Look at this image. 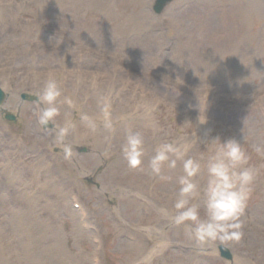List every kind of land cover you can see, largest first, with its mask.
<instances>
[{
  "label": "rangeland",
  "instance_id": "obj_1",
  "mask_svg": "<svg viewBox=\"0 0 264 264\" xmlns=\"http://www.w3.org/2000/svg\"><path fill=\"white\" fill-rule=\"evenodd\" d=\"M82 1L91 12L76 0H0V87L5 108L19 114L18 123L0 114V264H34L38 254L47 263L49 246L63 249L58 264H264V154L253 147L264 144V0H255L262 11H244L245 22L235 9L252 0H172L159 15L155 0H98V11L96 0ZM49 72L62 85L61 101L73 105L60 103L54 127L44 130L37 104L20 98L40 92ZM66 120L83 122L86 138H66L71 161L57 144ZM128 127L144 134L145 168L159 143H190L187 155L200 158L213 137L241 140L259 171L244 235L223 244L232 261L220 257L219 242L201 249L172 223L181 162L165 165L164 179L128 167ZM8 181L18 184L16 196ZM27 210L53 224L59 243L36 246L35 232L33 251L21 256L18 220Z\"/></svg>",
  "mask_w": 264,
  "mask_h": 264
},
{
  "label": "clouds",
  "instance_id": "obj_2",
  "mask_svg": "<svg viewBox=\"0 0 264 264\" xmlns=\"http://www.w3.org/2000/svg\"><path fill=\"white\" fill-rule=\"evenodd\" d=\"M176 81L172 84L175 85ZM171 91L175 93V88ZM62 95L61 83L54 73L49 72L42 82V90L36 93V102L42 106L38 107V120L42 127L55 124L60 115V103L70 107L73 105L70 97L65 96L61 101ZM179 95L180 92L175 98ZM198 121L200 124L207 123V120L200 119V115ZM189 123L184 124L187 126ZM89 126L94 130V124ZM105 126L110 128L111 123L106 120ZM73 129L74 125L67 120L57 129V144L63 152V158L68 161L74 156V146L65 141ZM144 144L145 138L141 131L126 128L121 151L129 168L147 170L164 179L163 167L166 165L168 169H175L178 161L181 162L182 174L176 178L178 187L172 205L174 214L170 216L172 223L183 225L189 238L201 249L217 242L226 244L242 238L247 225L244 214L259 170L249 164L250 157L241 140L213 137L209 139L208 154L200 158L187 155L190 143L183 146L173 142L159 143L146 168ZM253 147L257 153L264 154V144H255ZM162 211L168 215L166 209Z\"/></svg>",
  "mask_w": 264,
  "mask_h": 264
},
{
  "label": "bare ground",
  "instance_id": "obj_3",
  "mask_svg": "<svg viewBox=\"0 0 264 264\" xmlns=\"http://www.w3.org/2000/svg\"><path fill=\"white\" fill-rule=\"evenodd\" d=\"M76 2H78L77 8H81L83 10L87 9L89 12H91V7L85 1L76 0ZM95 2H96L95 7L92 6V10L98 11L100 9H97V8H104L105 5L103 3H101L98 0H96ZM239 7H241V8L235 9L236 13H238L239 19L242 22H245L249 19L247 18V16L244 15L246 13L244 11L251 9L250 7L255 8V9L257 8L260 11H262L263 3L261 1L259 2V1L252 0L248 4L242 3ZM234 13H233V15H234ZM122 15H124V13H122ZM128 24H129V22H127V25ZM63 106H64V104H63ZM66 117H68L67 114H66ZM82 125H83V122L79 123L78 126L74 127L72 132L74 133L75 138L79 139L78 137H81L82 139L85 140L86 138H85L84 134L80 133L81 128H83ZM99 134H100V132L97 131V135L95 136V138L101 137V134L100 135ZM15 179H16V177H15ZM17 185L18 184H15V183L13 184L14 187ZM39 186H42V185H39ZM41 191H42V189H41ZM18 197L23 198L25 200L28 199L26 197L21 196V192H20ZM31 222H37L39 229H37L36 231H33L32 227L30 226ZM18 223L21 225V230H22V233L20 235V248H19L21 256L26 255V254H30L33 251L31 240H32V237L34 236L35 232L41 233L37 239H34V244L36 246H38L37 241L39 239H43V241L44 240H51L53 243H56V242L59 243V241L56 240L59 237L57 234L58 231L53 226V224H45L43 222V220H41V218L38 215L34 214L31 210H28L27 212H25L21 216V218L18 220ZM46 232H49V233H46ZM44 250L48 254V262L47 263L45 262L44 264H48L51 262L58 264L60 257L62 255H64V251L60 246H49L48 249H44ZM91 258H92V256H91ZM42 259H43V257L40 254H38V258L34 261V264H39V262ZM78 262L76 264H78ZM95 264H97V262Z\"/></svg>",
  "mask_w": 264,
  "mask_h": 264
},
{
  "label": "water",
  "instance_id": "obj_4",
  "mask_svg": "<svg viewBox=\"0 0 264 264\" xmlns=\"http://www.w3.org/2000/svg\"><path fill=\"white\" fill-rule=\"evenodd\" d=\"M162 1H164V0H158V3L162 2ZM3 97H4L3 93L0 91V103L3 100ZM7 118L8 119H13V116L8 115ZM220 249H221L222 256L227 257V258H231V254H230L228 249H225L223 247H220Z\"/></svg>",
  "mask_w": 264,
  "mask_h": 264
}]
</instances>
